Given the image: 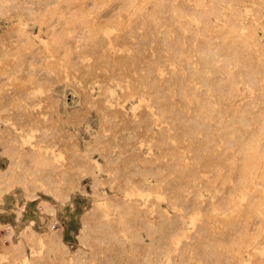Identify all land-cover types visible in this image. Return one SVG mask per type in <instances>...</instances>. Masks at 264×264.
<instances>
[{
	"label": "rangeland",
	"instance_id": "1",
	"mask_svg": "<svg viewBox=\"0 0 264 264\" xmlns=\"http://www.w3.org/2000/svg\"><path fill=\"white\" fill-rule=\"evenodd\" d=\"M259 16L0 0V264H264Z\"/></svg>",
	"mask_w": 264,
	"mask_h": 264
},
{
	"label": "bare ground",
	"instance_id": "2",
	"mask_svg": "<svg viewBox=\"0 0 264 264\" xmlns=\"http://www.w3.org/2000/svg\"><path fill=\"white\" fill-rule=\"evenodd\" d=\"M187 1H191V0H187ZM251 28H252V31H251V39L253 40H258V39H260V32L258 31V30H256L257 28H260L261 30H264V16H259L258 17V19L256 20V22H255V24H252L251 25ZM209 50H211V49H209ZM211 53H213V50L212 51H210ZM212 55V54H211ZM211 55H210V58H211ZM212 59V58H211ZM156 120L154 119L153 120V125L155 124L156 125ZM30 153H32V151L30 152ZM40 153V152H39ZM39 153H38V155H39ZM37 155V156H38ZM40 156H41V154H40ZM44 156V155H43ZM48 157V156H47ZM46 157V158H47ZM41 158H43V157H41ZM43 161H44V159H43ZM151 183H150V181L149 182H146V186H149ZM124 204L127 206V207H130V206H135L136 208H138V209H140L141 211H143L145 214L146 213H150L151 212V210L148 208V207H143L142 206V203H133V202H130V201H128V200H126L125 199V201H124ZM164 212H166V210H162V213L160 214V215H162L165 219H169V218H172V217H174V218H177L179 221L177 222V224H180L179 225V229L182 231L183 230V228H182V224H183V222H184V220L183 219H181V218H179L180 217V215H179V213H177V212H175V214L171 217V216H169V215H167L166 213H164ZM168 212V211H167Z\"/></svg>",
	"mask_w": 264,
	"mask_h": 264
}]
</instances>
